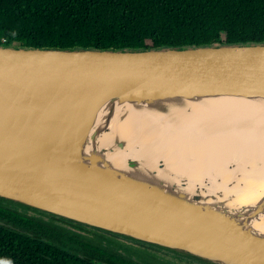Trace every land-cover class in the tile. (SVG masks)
Wrapping results in <instances>:
<instances>
[{
  "label": "water",
  "instance_id": "obj_1",
  "mask_svg": "<svg viewBox=\"0 0 264 264\" xmlns=\"http://www.w3.org/2000/svg\"><path fill=\"white\" fill-rule=\"evenodd\" d=\"M217 98L264 101V44L0 45V198L202 264H264V232L255 225L264 195L248 205L209 202L136 161L116 167L115 148L100 145L127 116L120 106L167 112ZM114 144L126 146L117 137Z\"/></svg>",
  "mask_w": 264,
  "mask_h": 264
},
{
  "label": "trees",
  "instance_id": "obj_2",
  "mask_svg": "<svg viewBox=\"0 0 264 264\" xmlns=\"http://www.w3.org/2000/svg\"><path fill=\"white\" fill-rule=\"evenodd\" d=\"M242 44H264V0H0L5 47L137 51ZM7 202L0 204V220L20 231L0 226V264H136L49 233L19 211L30 208Z\"/></svg>",
  "mask_w": 264,
  "mask_h": 264
},
{
  "label": "bare ground",
  "instance_id": "obj_3",
  "mask_svg": "<svg viewBox=\"0 0 264 264\" xmlns=\"http://www.w3.org/2000/svg\"><path fill=\"white\" fill-rule=\"evenodd\" d=\"M183 104L167 112L120 106L117 112L125 109L127 116L100 140L101 147L115 148L110 161L120 168L136 161L139 169L184 182L187 191L198 190L209 202H257L264 195V101ZM116 137L125 148L113 145ZM255 223L264 232V213Z\"/></svg>",
  "mask_w": 264,
  "mask_h": 264
},
{
  "label": "rangeland",
  "instance_id": "obj_4",
  "mask_svg": "<svg viewBox=\"0 0 264 264\" xmlns=\"http://www.w3.org/2000/svg\"><path fill=\"white\" fill-rule=\"evenodd\" d=\"M28 215H36L34 212H27ZM45 222H47L46 217H42ZM54 228L59 237H70L74 240L75 243L84 242L88 244H92L98 246L99 248L106 250L110 254L115 253L121 257H124L136 264H202L201 262L194 261L189 259L190 261H186L184 259L177 258L175 256L169 255L161 250L153 249L147 246H138L132 244L127 241H131L130 239H126L124 237H113L111 238L110 233L97 230L100 232L98 235L95 232H86L67 223H54ZM94 230V229H91ZM102 233V234H101ZM99 237H104V239L100 240ZM124 240H123V239ZM100 240V241H99ZM110 241V242H109ZM73 242V243H74ZM80 248V247H79ZM131 251H130V250ZM205 264V263H204Z\"/></svg>",
  "mask_w": 264,
  "mask_h": 264
},
{
  "label": "flooded vegetation",
  "instance_id": "obj_5",
  "mask_svg": "<svg viewBox=\"0 0 264 264\" xmlns=\"http://www.w3.org/2000/svg\"><path fill=\"white\" fill-rule=\"evenodd\" d=\"M1 199V198H0ZM3 200H5V199H3ZM8 200H5L4 202H2V201H0V204H2V205H6V203H9V202H7ZM11 204V203H10ZM19 211L20 212H22L24 215H26L28 218H33V219H35L36 221H38V223L42 226V228L44 229V230H47L49 233H52V234H57L56 233V231H55V228H54V223H62V224H64V223H67V224H69V225H71V226H73L74 228H77V229H80V230H83V231H86V232H89V233H91V232H95V231H93V230H91L90 229V227H88V226H85V227H88V228H80V226H78L77 224L78 223H76V224H73V223H71L72 221H70V222H67V221H69V220H67V221H64V220H62L63 218H60V217H58V218H55V217H51L50 215L51 214H48V213H44V212H41V211H38V210H34V209H23V208H19ZM29 211H31V212H34L36 215H28L27 214V212H29ZM54 216V215H53ZM42 217H46L47 218V222H45L44 221V219L42 218ZM66 220V219H65ZM75 223V222H74ZM80 225H82V224H80ZM100 232H97V230H96V232H95V234H99ZM102 234V233H101ZM68 247H70V246H68Z\"/></svg>",
  "mask_w": 264,
  "mask_h": 264
}]
</instances>
